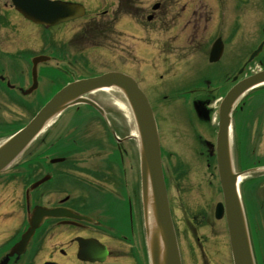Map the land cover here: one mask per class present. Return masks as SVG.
Segmentation results:
<instances>
[{
  "label": "flooded vegetation",
  "instance_id": "obj_1",
  "mask_svg": "<svg viewBox=\"0 0 264 264\" xmlns=\"http://www.w3.org/2000/svg\"><path fill=\"white\" fill-rule=\"evenodd\" d=\"M61 1L84 4L85 16L54 26L40 25L25 18L14 0H0V146L21 128L15 116L3 109L5 106L19 108L44 81L56 92L75 80L65 68L72 62L67 59L72 39H66L68 26L83 21L78 29L83 40L90 32H99L86 46L110 49L117 24L124 17L126 43L118 46L128 54L138 51L137 44L148 47L149 55L129 60L155 78L157 67L163 69L156 85L151 82L147 88L135 75H128L136 79L153 107L163 163L166 152L181 157L175 171L163 164L178 242L185 232L203 245L200 230L213 226L215 209L207 203L202 189L206 183L200 175L192 185L199 192L195 203H187L176 193V182L185 180L191 164L188 153L182 155L178 145L192 141L198 166L206 173L210 171L220 186L219 107L237 82L264 69V47L249 60L264 40V0H152L144 5L143 0ZM134 8H142L141 15H136ZM128 16L134 29L141 31L139 39L134 34L128 39ZM145 31L155 34H142ZM128 40L135 42L134 46H129ZM38 55L50 60L38 66V88L26 95L24 91L32 85V58ZM157 87L167 89L163 91L164 104L173 107L171 114L176 110L174 114L179 116L175 122L177 137L171 146L166 141L170 135L164 125L166 119L162 120L154 106ZM256 92L263 94L264 89ZM244 98L234 110L233 131L239 122L237 116L245 114ZM76 109L79 113L70 115L66 124L61 123L63 114L56 118L44 137L38 136L0 171V264H151L140 158L128 151L130 138L112 128L104 107L106 118L90 105ZM42 179L45 181L33 188ZM250 180L245 181L244 191L253 187L255 204L245 202L244 195V207L257 262L264 264V199L260 201L256 195L264 183ZM219 190L222 195L221 187ZM222 200L223 195L217 203ZM37 206L45 207L49 214L25 250L17 252L15 248L30 227ZM180 253L182 256L181 247Z\"/></svg>",
  "mask_w": 264,
  "mask_h": 264
},
{
  "label": "water",
  "instance_id": "obj_2",
  "mask_svg": "<svg viewBox=\"0 0 264 264\" xmlns=\"http://www.w3.org/2000/svg\"><path fill=\"white\" fill-rule=\"evenodd\" d=\"M14 4L27 19L49 26L69 21L84 14L82 5L71 2L14 0ZM263 45L264 42L254 53V56L260 52ZM48 59L45 56H38L33 59V85L25 91V94L37 89V67L41 62ZM211 60H215V57L212 56ZM260 83H264V71L258 72L234 86L220 107L217 149L219 179L224 201L217 205L215 216L218 219L223 216L226 217L234 264H256L246 215L238 189V180L241 176L252 171L264 172V168L243 172L235 171L231 148V113L237 100ZM109 87H115L124 94L137 126L140 141L146 232L152 264H182L168 204L160 138L154 112L145 93L137 82L127 74L116 71L107 72L70 82L61 88L21 131L0 147V171L22 153L52 119L70 106L86 103L104 113L103 109L93 100L87 98L86 95ZM43 181L45 180H41L34 187ZM47 215V210L43 208L34 210L30 222L31 226L23 235L20 245L15 248L17 252L18 249L20 252L25 250L36 228Z\"/></svg>",
  "mask_w": 264,
  "mask_h": 264
},
{
  "label": "rangeland",
  "instance_id": "obj_3",
  "mask_svg": "<svg viewBox=\"0 0 264 264\" xmlns=\"http://www.w3.org/2000/svg\"><path fill=\"white\" fill-rule=\"evenodd\" d=\"M149 1L152 0H143L141 4L144 5ZM86 2L88 3L89 1ZM142 11V8H134L133 10L136 15H141ZM82 23L83 21H80L77 24L69 25L66 29V39L70 40L72 38L70 41L71 43H69L71 44V48L67 59L72 60V62L68 63V66L63 67L67 68L70 79H80L85 76H92L108 71L120 70L135 75L142 82V85L145 88L150 87L151 82H153L154 84L157 83L156 79L158 78V75L163 71L161 66L157 67L158 71L151 70L152 72H155V78L154 75H151V72L149 73L147 69L143 68L141 65L134 66V62H131L129 60V58L135 56L140 57L149 55L148 51L150 49L148 47L137 44L138 51H133L132 54H128L124 49H121L118 46L122 44V47H124V44L126 43L127 25L124 17H121L120 21L117 24V32L115 33V37L112 39L110 49L87 47V44L84 43L85 41L83 40L82 33L78 32V29H80L79 25H82ZM134 26V23L128 16V39L133 34L138 36L135 39H139V36H141V31H139V29L138 31L135 30ZM118 32L121 35H118ZM150 33H152L153 35L155 34V32L150 31H145L142 34L151 35ZM129 44L134 46L135 42H132V40H128V45ZM23 60L24 59H22V61ZM134 60L135 58H133V61ZM25 63L26 62L23 61V64ZM49 65L54 66L56 65V63H50ZM253 68H255V66ZM144 76L146 78H144ZM147 79H149V82ZM159 80L162 82L161 79H158V81ZM157 89V94L153 96L155 102L154 106L156 112L161 116L162 120L166 119V121L164 122L165 129L170 134L166 141H168L167 145L171 146L173 141L175 140V137H177L176 131L178 128L176 126L175 131V122H177L179 116L174 114L176 110L171 114L173 107L165 106L166 104H164L163 96L165 92L163 91H166L167 89H160L158 87ZM258 90L262 89L259 88L252 90L245 96V114L242 115L241 118H238V124H234L235 131L232 138V148L236 171L244 170V168L239 167L237 163L241 156L246 158V163L251 164L257 162L264 164V93L257 94L256 91ZM52 91L53 89L49 88L46 81H44L40 84V88L38 91L27 98L25 102L23 101V103H26L29 106H24L23 104H21L19 108L13 106H5L3 109H6L9 113H11V115H14L15 119L19 121L20 125H23L31 118L32 114L36 110H38V108H40L44 100L48 98L51 93H53ZM90 97L106 109L108 116L110 117V121L112 122V128H114L119 135L128 136V138H130L126 143V145L128 146V151L133 155L139 156L137 126L132 111L126 103V98L124 97V95H121L122 99H120L118 102L115 100L116 97L114 95H112L111 93H106L102 90H98L90 94ZM122 100H124L126 106L124 105V103H122ZM258 105L259 107L256 109ZM166 110L169 111V114L168 112H166ZM77 113L79 112L77 111L76 106L72 109H68L66 112H64V116L67 117L63 116V121L61 123L66 124L67 120L70 118L69 116ZM245 115L247 116L244 118ZM44 135L45 134L43 132L41 134V137H44ZM244 141H246V143H244ZM191 145L192 141H189L188 145H178L181 149H183L181 151L182 155L184 152L188 153V161L191 164H189L190 168H188V175L185 180L176 182V193H180V197L185 198L188 201L187 203H195L199 199V192L197 191L195 186L192 185L197 182V175H200L203 179H205L204 181L206 184L202 186V189L206 192L207 203L209 206L212 205L214 209L216 202L218 200H221L222 195L220 194L219 190L220 186L217 180L213 179L210 171L206 173V169H200V167L198 166L200 160L193 157L194 148L191 149ZM241 152L243 153L241 154ZM164 157L165 158L163 164L165 165V167L168 168V166H170L172 167V170L175 171L174 167H177L176 165L180 162L181 157L177 154H171L169 152H166ZM261 167L264 168V165H261ZM135 169L136 166L133 170V175H135ZM262 175L263 174L260 172H253L242 178V182L240 184V193L243 199L245 195V202H249L250 205L255 204V193L253 191V187L247 188L246 192L244 191L245 181L250 179H258L262 184L264 183V177ZM256 195H258L257 198L260 201L264 199V187L261 189V192L259 189L256 192ZM261 195H263V197ZM221 220L222 221L217 220L213 214V226L200 230V235L202 236L201 242L203 243V245L199 244L200 242L196 239V237L192 238L191 235L188 236L185 232L184 234L182 233V236H180L179 239V243L183 253L182 256L186 264H233L227 224L225 219Z\"/></svg>",
  "mask_w": 264,
  "mask_h": 264
},
{
  "label": "trees",
  "instance_id": "obj_4",
  "mask_svg": "<svg viewBox=\"0 0 264 264\" xmlns=\"http://www.w3.org/2000/svg\"><path fill=\"white\" fill-rule=\"evenodd\" d=\"M91 33V32H90ZM88 34L87 39H84L85 43L89 44V43H93L96 39H97V35H99L98 31H93L91 34ZM244 143H246V141H244ZM243 152H241L242 154ZM249 161V160H247ZM263 162V161H261ZM240 164L242 168H250V167H254V166H261L264 165L262 163H246V158H244L243 156H241V160H240Z\"/></svg>",
  "mask_w": 264,
  "mask_h": 264
},
{
  "label": "bare ground",
  "instance_id": "obj_5",
  "mask_svg": "<svg viewBox=\"0 0 264 264\" xmlns=\"http://www.w3.org/2000/svg\"><path fill=\"white\" fill-rule=\"evenodd\" d=\"M264 89V83L262 84V83H260L258 86L256 85V87H252V89L251 90H255V89ZM102 91H105L106 93H111L112 95H114L115 97H116V101L118 102L120 99H122V97H121V95H122V92L119 90V89H117V88H115V87H109V88H104V89H101ZM125 97V96H124ZM126 98V97H125ZM123 101V102H122ZM121 102L122 103H124V105L126 106V104H125V102H124V100H122ZM126 103L128 104V106L130 107V105H129V103H128V101H127V99H126ZM234 131H235V129H234ZM234 131H233V128L231 129V133H233V135H234ZM139 148H140V146H139ZM260 168H262L261 166H260ZM242 180V179H241ZM240 180V181H241Z\"/></svg>",
  "mask_w": 264,
  "mask_h": 264
}]
</instances>
